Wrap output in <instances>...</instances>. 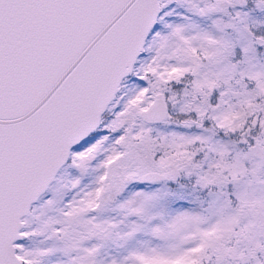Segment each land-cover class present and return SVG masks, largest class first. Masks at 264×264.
<instances>
[{"label": "snow or ice", "instance_id": "1", "mask_svg": "<svg viewBox=\"0 0 264 264\" xmlns=\"http://www.w3.org/2000/svg\"><path fill=\"white\" fill-rule=\"evenodd\" d=\"M0 264H264V0H0Z\"/></svg>", "mask_w": 264, "mask_h": 264}]
</instances>
